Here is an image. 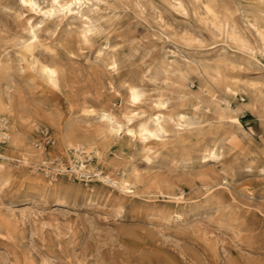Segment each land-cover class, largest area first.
<instances>
[{
    "label": "rangeland",
    "instance_id": "1",
    "mask_svg": "<svg viewBox=\"0 0 264 264\" xmlns=\"http://www.w3.org/2000/svg\"><path fill=\"white\" fill-rule=\"evenodd\" d=\"M147 1L166 21L187 27L200 35L202 46L167 42L157 30L156 12L150 8L146 13H140L134 8L133 0L99 1L105 31L102 33L104 35L94 38L90 45H81L75 33L67 34L64 23L58 28L50 25V30L42 35V44L48 47L56 42L61 58L71 71L66 87L60 92H52L48 88L44 92L46 102L61 120L64 121L70 113L79 116L82 109L87 107L109 109L116 113L131 107L127 104V93L122 86L125 81L140 86L148 96L156 95L164 85L160 79L154 83L146 70L163 53L197 57L205 51L202 49L205 45L208 46L206 49H219L235 57L239 63L235 75L239 78L264 80V57L257 54L258 62L241 60L238 57L241 54L229 42L211 38L193 17L184 18L162 0ZM217 1L234 10L244 34L251 46L256 48L258 41L252 30L246 27L245 20L252 19L250 11L264 12V1ZM92 2L98 3L97 0ZM45 5L42 4L43 7ZM31 12L20 9L17 0H0V44L8 46L9 52L14 51L13 37L21 31L20 19ZM7 29H11L9 32L13 34L4 31ZM105 42L111 46L118 60L116 72L108 73L96 60L97 49ZM63 49L68 51L64 52ZM157 54L159 57H156ZM168 94L172 98L171 113L194 110L192 98L188 103H180L176 92ZM219 95L222 96L221 93ZM198 106V115L204 121L206 135L188 139L186 142L189 145L186 142L183 145L169 143L167 148L176 146V151L163 152L166 161L174 158L177 162L187 154L191 158V166H182L179 162L175 165H149L138 142L123 141L122 149L114 148L106 152L108 161H115L120 167L135 165L147 178L162 177L172 186L181 185L184 175L188 173L187 191L181 199L177 201L165 195L162 198L145 189L138 196H121L108 184L99 187L91 182L89 187L94 189L93 192L86 187V178L76 179V175L71 174V179L63 180L70 193L63 204H58L50 193L33 192L20 178L16 179L0 194V217L10 223L6 227L0 223V264H264V108L240 116L242 130L235 132L237 142L228 145L223 140L227 130L229 132L231 129L216 119L214 106L206 100ZM142 110L145 113L153 112L149 103ZM219 125H224L221 128L223 131L217 130ZM210 126L217 132L211 131ZM46 133L52 138L54 131ZM35 141L44 145V139L38 133ZM52 141L45 147L49 148ZM213 146L218 147L222 155L216 159H202L200 150ZM63 162L65 165L66 161ZM10 163L15 175L23 172L31 178L39 177L47 184L52 181L41 173L39 165L23 166L15 159ZM36 167L39 168L36 172L38 176L33 171ZM157 172L159 174L156 175ZM196 173H203L201 180ZM55 178L61 179L59 174ZM210 182V186L206 185ZM162 189L166 192L171 190L166 185H162ZM95 190H100L102 194ZM107 191L111 192L108 199L103 197ZM27 206L37 214V218L27 216L25 221H21L19 215L11 218L12 210L19 214L18 209ZM173 211H180L182 220L179 223L171 220L165 222L162 215Z\"/></svg>",
    "mask_w": 264,
    "mask_h": 264
},
{
    "label": "bare ground",
    "instance_id": "2",
    "mask_svg": "<svg viewBox=\"0 0 264 264\" xmlns=\"http://www.w3.org/2000/svg\"><path fill=\"white\" fill-rule=\"evenodd\" d=\"M92 1L56 0L54 3L53 0H25V3H22L21 0H17L20 9L33 12L20 19L21 31L18 36L13 37V44L11 43L12 48H14L13 52L8 51V46L0 44V137L2 138L0 140V194L16 179L20 178L33 192L50 193V195L55 196L58 204H63L66 195L70 193L69 189L63 185V180L71 179V174H74L76 179L86 178V187L90 190L92 188L89 187V183L95 182L99 187L108 184L121 196H138L140 191L145 189L149 193L161 195L162 198L165 195L178 201L187 191V180L190 176L188 173L184 175L181 185L172 186L170 185L171 182L167 183L165 178L161 179L162 177L149 176L147 178L135 165L120 167L114 163L115 161H108L106 152L114 148L122 149L123 141L138 142L149 165L156 163L175 165L179 162L182 166H191V158L186 156L187 154L177 162L174 158L166 161L163 152L169 153L176 149V146L167 148L169 143L183 145L188 139L200 138L205 134L204 121L198 115L199 103L206 100L214 106L216 119L219 122H224L231 129L229 132L227 130L228 133L226 132L227 135L223 142L228 145L236 143L238 137L235 132L242 130L239 121L240 116L244 113H256L264 108V80L251 81L239 78L235 75V70L239 64L235 57H231L219 49H206L208 46L205 45L202 48L205 51L197 57L189 54L163 53L154 62V65L146 70L147 75L154 83L160 79L164 85V88L159 89L156 95L148 96L140 86L125 81L122 86L127 93V104L129 103L131 107L120 109L119 113L109 109L95 110L94 107H87L82 109L79 116L70 113L63 121L46 102L44 92L45 88L52 92H60L64 86L66 87L65 84L71 71L60 56L57 43L53 42L51 46L47 47L42 44L41 38L50 30V25L58 28L64 23L67 34L75 33L81 45H90L94 38L105 31L103 24L105 20H102L100 0H97L98 3ZM162 1L184 18L193 17L211 38L229 42L241 54L238 55L241 60L251 59L258 62L260 60L257 54L264 57L263 11H250L252 19L245 20L246 27L252 30L258 41L257 47L254 48L235 17L234 10L229 5H221L217 0ZM30 3L36 5L35 10L26 6ZM42 4H46L45 7ZM133 5L140 13H146L150 8L154 13L156 12L157 30L167 42L179 41L188 46L193 44L202 46L203 39L200 35L187 27H179L166 21L164 16L157 12L147 0H133ZM116 17L118 16L114 18ZM10 30L4 31L13 34L12 31L9 32ZM113 30L115 32V29ZM85 36L87 42H85ZM77 40L76 43H78ZM63 50L64 52L68 51L67 49ZM183 53L185 52L183 51ZM96 60L108 73L118 70V60L108 42L103 43L97 49ZM45 67L49 68L55 75L45 73ZM38 87L41 89L38 90ZM168 92H176L180 103H188L187 101L193 99L194 110L192 112L185 110H176L175 112L173 110L175 113H171L172 98ZM134 94L136 96L135 102H133ZM147 103L153 108L152 113H145L142 110ZM202 117L205 118L206 116ZM212 121L214 122V120ZM219 127L217 130L223 131L220 125ZM50 130H53L54 133L49 148L44 147L41 142L35 141L37 133L43 135ZM217 130H214V127L211 128V131L217 132ZM194 144L196 143L192 145ZM187 145L189 144L187 143ZM203 145L205 146V144ZM200 152V157L205 160L216 159L222 155L216 146L204 147ZM13 159L20 161L23 166L28 164L39 165L41 173L43 170L51 169L54 174H59L61 179H56V175H54L52 181L54 180L55 183L50 181L47 184L39 177L31 178L23 172L15 175L10 166V161ZM63 160L66 161L65 165ZM34 169L33 171H35ZM38 175L37 173L36 176ZM196 175L200 176L199 179L201 180L203 173H196ZM162 185L170 187V192L164 191ZM206 185L210 186L211 182ZM91 191L94 192V189ZM95 192L101 193L100 190H95ZM110 196V191L103 193V197L106 199ZM211 199H213L212 196ZM26 208L28 209L27 213ZM29 209L31 208L28 206L24 209H18L19 214H15L12 210L10 212L11 218L18 215L21 217L19 218L21 221H25L27 216L37 218V214L32 209L29 211ZM182 216L180 211H173L164 213L162 218L165 222L171 220L179 223ZM2 218L0 217L2 226L10 225L9 220L3 221ZM139 258L138 260L141 259Z\"/></svg>",
    "mask_w": 264,
    "mask_h": 264
},
{
    "label": "built area",
    "instance_id": "3",
    "mask_svg": "<svg viewBox=\"0 0 264 264\" xmlns=\"http://www.w3.org/2000/svg\"><path fill=\"white\" fill-rule=\"evenodd\" d=\"M41 136H42V139H44V147H45L46 145H48V144L50 143L51 138H50V136H48L47 133H45V134H43V135H41ZM0 140H2L1 137H0ZM34 170H35V171H38L39 168L36 167ZM42 173H43V175H44L46 178H48V179H50V180H52L53 177H54V172H53L51 169L43 170Z\"/></svg>",
    "mask_w": 264,
    "mask_h": 264
},
{
    "label": "snow or ice",
    "instance_id": "4",
    "mask_svg": "<svg viewBox=\"0 0 264 264\" xmlns=\"http://www.w3.org/2000/svg\"><path fill=\"white\" fill-rule=\"evenodd\" d=\"M21 2L25 3V0H21ZM53 2L55 3L56 0H53ZM26 6L31 7L33 10H35V8H36V5L34 3L26 4ZM85 42H87V37L86 36H85ZM44 72L45 73H51V74L55 75V73H52L51 70L49 68H47V67L44 68ZM135 101H136V96L134 94L133 95V102H135Z\"/></svg>",
    "mask_w": 264,
    "mask_h": 264
}]
</instances>
